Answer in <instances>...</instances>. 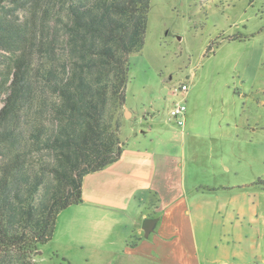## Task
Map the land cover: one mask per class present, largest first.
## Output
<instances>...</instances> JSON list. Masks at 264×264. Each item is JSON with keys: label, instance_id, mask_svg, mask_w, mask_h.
I'll list each match as a JSON object with an SVG mask.
<instances>
[{"label": "rangeland", "instance_id": "obj_1", "mask_svg": "<svg viewBox=\"0 0 264 264\" xmlns=\"http://www.w3.org/2000/svg\"><path fill=\"white\" fill-rule=\"evenodd\" d=\"M129 66L122 146L187 154L192 181L208 185L198 191L226 217L224 223L214 216L220 227L208 252L213 263L264 264V0H151L144 47L130 55ZM182 85L186 94L176 92ZM178 105L186 107L184 126L170 115ZM71 208L63 218L79 210ZM143 213L155 217L150 200L128 223L99 227L92 240L61 237L73 261L55 252L52 240L38 263L145 264L104 252L121 242L126 224L136 237Z\"/></svg>", "mask_w": 264, "mask_h": 264}, {"label": "trees", "instance_id": "obj_2", "mask_svg": "<svg viewBox=\"0 0 264 264\" xmlns=\"http://www.w3.org/2000/svg\"><path fill=\"white\" fill-rule=\"evenodd\" d=\"M150 10L151 0H0V264H40L61 213L83 202L84 178L120 160L129 58Z\"/></svg>", "mask_w": 264, "mask_h": 264}, {"label": "crops", "instance_id": "obj_3", "mask_svg": "<svg viewBox=\"0 0 264 264\" xmlns=\"http://www.w3.org/2000/svg\"><path fill=\"white\" fill-rule=\"evenodd\" d=\"M186 118L189 120L190 116ZM183 155L179 157L125 144L119 161L84 178L83 202L74 206L79 210H74L70 217L63 218L70 208L59 216L51 242L53 250L73 261L69 251L62 247L61 237L70 238V243L75 241L74 236L92 240L97 237L99 227H110L120 219L128 223L132 219L131 212L139 213L143 204L150 200L155 217L142 214L144 220H157L150 235L146 236L142 225L134 230L136 237H133V234L126 233L132 225L126 224L121 242H112L114 248L104 252L112 253L113 257L123 252L134 261L145 264H177L182 251L185 259H180L181 264H204L203 252L206 264H214L208 255L211 246L218 243L214 237L220 226L214 216L224 223L226 217L222 208L212 203L214 200L207 199L206 192L198 191L208 185L198 187L196 180L192 181L187 162L183 164L187 154ZM222 157L219 153L220 161ZM218 167L223 166L218 164ZM216 184L211 183V186ZM78 212L81 215L75 217ZM100 258H96V263L103 261V255Z\"/></svg>", "mask_w": 264, "mask_h": 264}, {"label": "built area", "instance_id": "obj_4", "mask_svg": "<svg viewBox=\"0 0 264 264\" xmlns=\"http://www.w3.org/2000/svg\"><path fill=\"white\" fill-rule=\"evenodd\" d=\"M188 90H189V87L187 85H182L179 89H176V92H181L183 94H186ZM185 112H186V107L183 105H178L171 109L170 115L171 117L178 120L179 126H183L184 125L183 116Z\"/></svg>", "mask_w": 264, "mask_h": 264}, {"label": "water", "instance_id": "obj_5", "mask_svg": "<svg viewBox=\"0 0 264 264\" xmlns=\"http://www.w3.org/2000/svg\"><path fill=\"white\" fill-rule=\"evenodd\" d=\"M128 114H129V112H128ZM156 223H157L156 219H146V220H144L143 229H144V231L146 233V236L150 235V233L153 231Z\"/></svg>", "mask_w": 264, "mask_h": 264}]
</instances>
